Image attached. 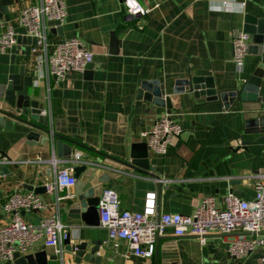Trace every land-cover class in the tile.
I'll use <instances>...</instances> for the list:
<instances>
[{
	"label": "crops",
	"instance_id": "0c3cea01",
	"mask_svg": "<svg viewBox=\"0 0 264 264\" xmlns=\"http://www.w3.org/2000/svg\"><path fill=\"white\" fill-rule=\"evenodd\" d=\"M62 1L67 9L65 22L59 27L62 31L53 33L51 29L50 40L59 43L78 38L94 54V61L83 74L70 73L64 80L38 79L31 99L45 106L49 129L74 142L69 144L73 155L80 153L84 160L106 168L110 181L103 184V190L119 195L121 209L140 212L149 191L158 193L160 214L191 215L206 197H213L223 207L230 193L253 200L251 176L264 166V126L258 121L256 125L247 123L264 120V87L259 101L236 102L229 111L189 92L174 95V89L190 76H211L221 91L233 90L264 67L261 56L249 49L245 65L239 69L232 47V33L244 31L246 16L264 18V0H140L150 9L144 17L128 15L121 0ZM31 4L33 0H14L10 7V24L19 34V43L6 54L0 52L1 77L17 74L21 66L26 67V75L37 77L40 57L31 53L35 40L18 23L22 10ZM111 34L119 40L116 47ZM249 43L253 45L252 40ZM148 82H158L171 98V115L183 132L166 155L150 153L153 170L145 173L126 164L131 147L144 142L142 132L167 115L166 109L145 98L141 87ZM1 110L15 113L0 99ZM1 119L0 161H8L12 175L0 181V226L8 220L3 211L8 195L29 191L27 185L40 187L55 180L54 149L33 146L27 138L32 131L28 125L2 114ZM63 165L59 163V167ZM68 193L75 196L76 187ZM38 195L55 205L56 194ZM57 209L73 241L105 242L102 264H156L157 260L160 264L161 248L168 242L174 243L180 264H264L259 251L241 260L231 257L232 234H213L202 245L189 235L175 237L171 229L160 238L154 258L131 256L125 260L126 241L110 242L100 222L87 226L71 218L67 200ZM55 210L23 212L22 216L26 222L40 225ZM44 250L56 255L43 241L30 254ZM72 259V254H64L65 264H75Z\"/></svg>",
	"mask_w": 264,
	"mask_h": 264
},
{
	"label": "built area",
	"instance_id": "2783aa9c",
	"mask_svg": "<svg viewBox=\"0 0 264 264\" xmlns=\"http://www.w3.org/2000/svg\"><path fill=\"white\" fill-rule=\"evenodd\" d=\"M128 15L144 17L150 9L140 0H121ZM67 15L66 5L62 0H33V4L22 10L18 23L26 29V35L35 40L31 48L33 55H39L37 63L38 79L55 77L64 80L70 73L83 74L94 61V54L78 38L66 39L59 43L50 40L51 29L62 27ZM250 36L244 31L232 33L234 63L239 69L245 65L250 49ZM19 43V34L10 21L0 20V52L6 54ZM43 115H47L44 111ZM48 116V115H47ZM183 132L179 121L172 115H165L155 120L142 132L141 138L150 152L166 155L174 141ZM8 161H0L6 165ZM64 165L59 167V163ZM51 164L55 180L46 185L49 192L56 194L55 205L47 204L32 191H16L6 198L3 211L8 220L0 226V264L14 263L15 255H30L36 245L44 242L45 247L53 248L56 255L63 258L62 243L68 236L67 226L60 219L58 206L72 196L69 190L76 187L78 178L75 168L82 165H102L83 159L76 154L68 160H58L53 155ZM254 183L255 197L251 201L240 199L230 193L217 206L213 197H206L191 215L177 213L160 214L158 211V193L146 194L143 209L140 212L121 209L119 195L113 190H103L98 212L100 225L108 233L110 242L126 241L129 251L122 253L125 260L131 256L149 260L154 258L159 239L167 229L175 237L192 236L204 245L213 234L234 235L228 251L234 259H245L259 251L264 258V166L251 176ZM67 192L66 196L60 193ZM56 210L40 225L26 222L23 212Z\"/></svg>",
	"mask_w": 264,
	"mask_h": 264
},
{
	"label": "water",
	"instance_id": "95a60500",
	"mask_svg": "<svg viewBox=\"0 0 264 264\" xmlns=\"http://www.w3.org/2000/svg\"><path fill=\"white\" fill-rule=\"evenodd\" d=\"M14 0H0V20L10 21V7ZM62 31L52 29V32ZM244 32L249 34L253 45L250 51H254L261 56V64L264 66V18L258 19L250 15L245 17ZM112 44L116 47L119 40L116 35L111 34ZM264 67L250 77L240 88L221 91L211 76H190L187 80L177 82L174 95L189 92L196 98H205L207 102L220 103L225 111L236 102H257L263 96L264 87ZM36 76L26 75V67L21 66L17 74H7L0 76V99L3 100L15 113L0 111L3 117L22 122L28 125L32 131L28 133V140L33 141V146L50 147L54 149V154L58 160H68L72 158L73 148L69 144L74 142L59 135L49 129V116L43 115L45 106L32 98L34 82ZM142 91L146 92L145 98L155 107L166 109L167 114L173 112L171 98L165 94V90L158 82H148L142 84ZM28 116V119L22 117ZM264 126V120H253L247 123L248 126L256 125V122ZM2 122V119L0 120ZM150 150L145 142L134 143L131 147L129 167L148 173L153 170L150 167ZM89 159L90 156H85ZM11 171L6 165H0V181L4 177L11 176ZM75 175L78 178L76 194L67 198L70 206V217L81 220L87 226H97L100 222L98 212L99 201L103 193V184L110 181V175L104 168L95 165H82L75 168ZM26 189L36 194L43 195L48 192L47 186L40 187L26 186ZM160 240V239H159ZM105 245L103 240L79 241L75 242L72 235L68 234L63 241L64 254H72L75 264H102L104 257L101 251ZM175 245L172 242L166 243L161 248L160 264H180L177 253L174 251ZM59 262L65 264L64 256H50L44 251H40L27 256L15 255L14 264H49ZM158 264V260L156 261Z\"/></svg>",
	"mask_w": 264,
	"mask_h": 264
}]
</instances>
